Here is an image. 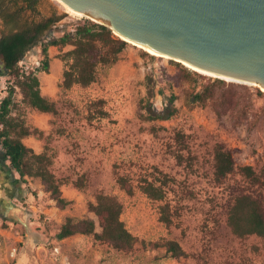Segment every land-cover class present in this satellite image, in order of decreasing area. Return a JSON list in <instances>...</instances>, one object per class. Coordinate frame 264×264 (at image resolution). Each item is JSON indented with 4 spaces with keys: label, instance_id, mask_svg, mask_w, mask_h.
I'll use <instances>...</instances> for the list:
<instances>
[{
    "label": "rangeland",
    "instance_id": "1",
    "mask_svg": "<svg viewBox=\"0 0 264 264\" xmlns=\"http://www.w3.org/2000/svg\"><path fill=\"white\" fill-rule=\"evenodd\" d=\"M20 6L28 21L60 17L19 63L37 74L42 94L56 103L57 111L42 112L27 104L8 74L0 78V103L13 86L9 119L32 131L23 137L28 147L51 157L50 170L70 203L58 207L40 178L20 180L11 170L15 185L5 188L9 176L0 175V264H264V240L257 235L240 238L227 224L236 195L249 193L264 203V184H253L238 171L251 165L264 179V96L256 94V86L248 85L253 125L236 126L229 114L218 117L210 104L190 100L204 81L195 70L128 42L115 64L99 66L89 86L64 88L63 56L73 46H50L47 69L42 46L73 32L85 17L72 16L53 0H38L33 11L27 2ZM184 67L191 72L187 80L181 77ZM172 95L177 109L172 118H146L147 108L170 106ZM178 131L185 134L192 165L176 157ZM217 143L234 149L237 162L222 183L214 179ZM1 151L0 144L3 155ZM5 163L9 166V160ZM158 171L173 179L165 200L173 211L171 225L160 220L162 202L138 188L141 177L153 178ZM118 174L130 179L134 194L120 187ZM99 192L116 195L123 203L122 219L140 239L132 252L116 250L91 234L57 238L68 217L93 218L101 231L98 217L88 208ZM169 239L178 241L187 256L174 258L156 246Z\"/></svg>",
    "mask_w": 264,
    "mask_h": 264
},
{
    "label": "trees",
    "instance_id": "2",
    "mask_svg": "<svg viewBox=\"0 0 264 264\" xmlns=\"http://www.w3.org/2000/svg\"><path fill=\"white\" fill-rule=\"evenodd\" d=\"M11 1L13 6L18 7L20 13L24 10V7L20 6V2H27V4L29 2V0ZM34 4H28L27 8L33 11ZM45 19L43 17L39 21L34 20L30 26L20 29L11 37L8 36L0 44V53L6 64V74L15 79V84L20 87L24 101L42 112L56 113V103L42 94L37 74L33 70L27 72L19 65L26 52L36 44L38 36L55 25L60 17L51 18L48 22H45ZM78 22L73 32L53 38L42 46L44 69L49 67L50 46L63 47L68 44L73 46L63 56L67 60V66L63 72L62 86L64 88H71L74 85L89 86L96 80L99 66L115 64L128 45L126 40L117 36L106 25L89 18H82ZM35 31L37 34L34 33ZM194 72L204 81L197 92L191 93L189 98L192 102L202 105L210 104L218 117L229 114L236 126L244 123L253 125L250 103L248 102L252 92L248 84L228 82L225 79L205 75L196 70ZM190 74L191 72L184 67L181 77L183 80H187ZM14 90L13 86L10 87L9 95L0 103L2 156L5 160H9V167L13 172L19 174L20 180L25 181L26 177L40 178L57 206L65 208L70 201L63 197L60 184L50 170L51 157L46 152L36 153L28 147L23 142V137L30 135L32 131L23 123L9 119ZM256 94L263 97L264 91L256 87ZM175 98V95H172L170 97L171 105L164 107L161 111L152 107L147 108L146 118L149 120L172 118L177 112L174 106ZM175 141L180 145L176 154L178 160L188 159L189 164L192 165L194 157L189 145L186 144L185 134L180 131L176 132ZM184 150L188 152L187 156L183 154ZM213 157L214 179L216 182L222 183L237 168L235 151L224 143H217L214 147ZM238 171L251 183L264 184L262 175L258 174L253 166H239ZM172 180L169 175L158 171L153 178L141 177L138 182V188L148 198L162 202L160 204V220L166 225H171L173 222V211L169 202L165 201L167 187ZM117 182L126 193L134 194L135 186L128 177L118 174ZM88 208L98 217L101 231L97 230V224L93 218L85 217L75 220L68 217L61 225L57 238L64 239L77 233L91 234L96 240L106 243L116 250L125 253L134 250L140 239L127 228L122 219L123 203L116 195L99 192L96 195V200L90 202ZM227 213V224L236 236L244 238L249 235H257L264 240V203L260 197L249 193H240L229 204ZM142 242L144 243V241ZM156 246L165 248L166 253L174 258L187 256L186 251L176 240L169 239Z\"/></svg>",
    "mask_w": 264,
    "mask_h": 264
},
{
    "label": "water",
    "instance_id": "3",
    "mask_svg": "<svg viewBox=\"0 0 264 264\" xmlns=\"http://www.w3.org/2000/svg\"><path fill=\"white\" fill-rule=\"evenodd\" d=\"M63 1L129 43L264 91V0Z\"/></svg>",
    "mask_w": 264,
    "mask_h": 264
},
{
    "label": "flooded vegetation",
    "instance_id": "4",
    "mask_svg": "<svg viewBox=\"0 0 264 264\" xmlns=\"http://www.w3.org/2000/svg\"><path fill=\"white\" fill-rule=\"evenodd\" d=\"M37 1L38 0H29L28 4H33ZM51 18L55 17H48L45 19V22H48V20ZM33 22L34 21H28L27 19H25L22 13L18 12V7L13 6L11 0H0V44L3 43L8 36L11 37L20 29H24L27 26H30ZM46 32L38 36L36 43L40 41V39L46 34ZM34 33L37 34V31H35ZM5 73H7V68L3 55L0 53V78L5 75ZM2 159L3 157L0 153V162H2ZM4 175H8V173L6 172ZM9 182L12 186L15 185L14 179Z\"/></svg>",
    "mask_w": 264,
    "mask_h": 264
},
{
    "label": "bare ground",
    "instance_id": "5",
    "mask_svg": "<svg viewBox=\"0 0 264 264\" xmlns=\"http://www.w3.org/2000/svg\"><path fill=\"white\" fill-rule=\"evenodd\" d=\"M54 2H56L60 7H62L64 10H66L67 12H69L72 16L73 15H76V16H81V17H85V15H83L82 13H80V12H78V11H75L72 7H70L65 1H63V0H53ZM69 14V15H70ZM70 15V16H71ZM134 44V43H133ZM135 45H138V46H140V47H143V46H141V45H139V44H135ZM143 48H145L147 51H149L150 53H152V54H154V55H158V56H160V54H158V53H156V52H154V51H152L151 49H148V48H146V47H143ZM164 57H167V56H164ZM188 68H191V69H193V70H196V71H199L200 73H203V74H205V75H211V74H209V73H205V72H203V71H200V70H198V69H196V68H194V67H192L191 65H189V64H187V63H184ZM228 81H230V79H227Z\"/></svg>",
    "mask_w": 264,
    "mask_h": 264
},
{
    "label": "crops",
    "instance_id": "6",
    "mask_svg": "<svg viewBox=\"0 0 264 264\" xmlns=\"http://www.w3.org/2000/svg\"><path fill=\"white\" fill-rule=\"evenodd\" d=\"M6 173V171L3 168H0V175H4ZM8 176V175H7ZM10 179L8 178L6 183L4 184V187L6 188V186L9 184L10 185ZM1 182V181H0ZM11 186V185H10ZM13 187V186H12Z\"/></svg>",
    "mask_w": 264,
    "mask_h": 264
},
{
    "label": "built area",
    "instance_id": "7",
    "mask_svg": "<svg viewBox=\"0 0 264 264\" xmlns=\"http://www.w3.org/2000/svg\"><path fill=\"white\" fill-rule=\"evenodd\" d=\"M26 69L28 68V67H25Z\"/></svg>",
    "mask_w": 264,
    "mask_h": 264
}]
</instances>
